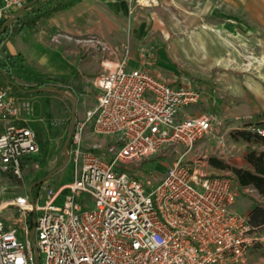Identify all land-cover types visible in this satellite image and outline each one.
Here are the masks:
<instances>
[{"label": "built area", "instance_id": "built-area-1", "mask_svg": "<svg viewBox=\"0 0 264 264\" xmlns=\"http://www.w3.org/2000/svg\"><path fill=\"white\" fill-rule=\"evenodd\" d=\"M29 1L0 0V32ZM134 1L145 6L159 2ZM60 37L58 32L52 39ZM84 39L100 52L101 69L93 79L96 102L74 122L65 151L73 177L56 188L45 186L35 196L0 194V264L243 261L253 237L248 215L233 209L242 185L234 174L203 169L205 155L186 156L213 129L210 115H181L200 100L201 91L131 67L126 42ZM30 115L28 101L0 80V173L20 177L39 153V133ZM256 131L264 136V126ZM90 133L105 142L88 141ZM181 146L185 152L155 183L132 167Z\"/></svg>", "mask_w": 264, "mask_h": 264}, {"label": "rangeland", "instance_id": "rangeland-1", "mask_svg": "<svg viewBox=\"0 0 264 264\" xmlns=\"http://www.w3.org/2000/svg\"><path fill=\"white\" fill-rule=\"evenodd\" d=\"M198 1L190 0L186 6H197L200 3ZM55 2L56 0H35L32 7L22 11L20 16L21 18L34 17L33 8L52 6ZM217 3L223 7L225 18L238 19L251 25L249 28L243 26L239 28L240 40L237 47H239L240 53L237 60L226 63V68H238L242 81L252 74L256 79L264 82V0H204V6H207L208 10L204 11V18L206 16L216 17V11L209 9H212ZM189 14L192 15L191 18L197 20L199 11L177 10L173 13L164 11L165 23L162 24L160 36L150 37V41L148 40L141 47L142 50L137 51L139 56L135 54V57L144 60L147 64L144 67L151 72L159 73L160 77L200 90V86L207 79L209 81L215 79L217 70L224 66L212 65L210 59H204V43L199 42L200 27L198 25H170L172 20L181 19ZM36 18V24L27 27L29 32L36 33L41 30L42 16ZM16 22L15 18L11 26L8 27L7 35L0 45V59L9 64L10 72L18 85L41 84V87L37 89L27 90L34 95L33 97L30 93H24L23 89L16 87L19 95L21 93L20 97L28 101L31 111L30 118H35L34 123L40 134V151L28 160L20 177L0 173V194L4 198H11L15 192L22 191L32 192L35 196L45 186L56 188L71 181L73 164L67 160L64 145L66 140L71 137L74 122L82 118L86 110L95 104L97 95L93 87V76L81 71L74 70L73 74L67 77L45 72L42 73V79L39 77L35 79L36 74L26 70L25 65L22 64L21 52H18L26 48V43L25 35L17 34L14 31ZM55 34L56 32H53L47 39L50 50L55 49V46L60 42V40L52 39ZM226 36L233 39L231 34L226 33ZM250 37H254V41ZM125 42L129 45L128 41ZM233 45L232 42L229 43L231 49ZM10 54L17 55L14 63L9 57ZM132 55L130 49V57H134ZM129 64L131 67H140V62L136 58H131ZM0 80L3 84L9 83L3 74ZM54 88L75 98L74 113H72L73 101ZM238 89V91L228 89L229 91L226 93L228 105L235 108V114L228 116L222 125H215L211 132L197 142L186 154V156L205 155L208 162L203 166V169L206 171L235 175L233 167H249L246 160L249 150L262 151V142L257 141L255 136L246 139L238 132L241 130L256 132L255 124H258V119L264 116L263 101L256 97L244 83ZM201 101L195 104L194 113L196 115L207 114ZM97 141L105 142L100 139ZM185 149L184 146H181L177 150H167L151 158L132 163V167L138 176L144 179L149 178L152 183H155L161 179L175 157L185 152ZM212 159L218 160L222 166L213 163ZM51 171L53 173L49 178L41 182L42 186L37 188L40 184L38 181ZM238 190L239 195L233 205L234 211L248 215L255 205L264 204V197L251 187L240 186ZM64 195L63 193L58 198L57 203L63 201ZM250 235L253 237L252 245L245 259L237 264H264V225L252 227ZM42 260L43 255L40 256V262Z\"/></svg>", "mask_w": 264, "mask_h": 264}, {"label": "crops", "instance_id": "crops-1", "mask_svg": "<svg viewBox=\"0 0 264 264\" xmlns=\"http://www.w3.org/2000/svg\"><path fill=\"white\" fill-rule=\"evenodd\" d=\"M62 1H69L70 4L50 16H42L40 31L35 33L29 32L27 29L25 33L21 34L25 35L26 48L18 52H21L22 64L25 65L26 70L36 74L35 79L38 77L42 79V73L45 72L67 77L72 75L74 70L93 76L94 79L101 69V54L84 39L88 36H96L112 44L128 41L132 56H134L130 57V60L131 58L138 59L140 67L145 68L144 66L147 64L141 58L135 57V54H138V50H142L141 47L145 42L150 41V37L160 36L162 24L165 23L164 11L173 13L177 10L184 12L197 10L199 11L197 20L191 18L192 15L189 14L181 19L172 20L170 25H198L200 27L199 42L204 43V59H210L212 65L225 67L217 70L215 79L211 81L207 79L200 86L201 98L197 103L202 100L201 103L206 113L213 119V127L222 125L228 116L235 114V108L228 105L226 93L229 90L238 91L239 86L243 83L256 97L262 99L264 108V82L256 79L252 74L242 81L238 68H226V63L237 60L240 53L239 47H237L240 40L239 28L242 26L249 28L251 25L238 19L225 18L224 9L219 6L220 3L214 7L211 5L212 9H209L216 11L215 18L207 16L204 18V11H208L207 6H204V0H199V5H191V7L186 6L190 0H159L158 4L154 6L141 5L134 0ZM24 6L26 7L22 11L28 8V3ZM53 32H59L61 37L55 49L50 50L47 39ZM226 33L231 34L233 39L226 36ZM250 38L253 41L255 39L254 37ZM231 42L234 44L232 49L229 47ZM153 73L159 75L155 71ZM22 92L34 96L27 90ZM195 104L184 107L181 115H196L194 113ZM258 120L255 127L264 126L261 125L264 123V116ZM34 121L35 118H30V124L38 131ZM87 139L88 141L106 140L105 137L93 133H90ZM261 150L264 151V143H262Z\"/></svg>", "mask_w": 264, "mask_h": 264}, {"label": "trees", "instance_id": "trees-1", "mask_svg": "<svg viewBox=\"0 0 264 264\" xmlns=\"http://www.w3.org/2000/svg\"><path fill=\"white\" fill-rule=\"evenodd\" d=\"M35 0H32L28 4V8L32 7V3ZM70 2H64L62 0H56L55 4L52 6H38L36 8H33L32 11L35 12L34 17H24L21 18V16L17 17V22L14 27V31L16 33L23 34L25 33L28 26H34L36 24V17L38 16H50L55 11L69 5ZM34 5V4H33ZM8 27L4 28L0 32V45L4 41L6 35H7ZM10 59L14 63L16 61L17 55L10 54ZM0 68L3 69V71L8 75L10 81L15 82L13 85H10L12 87H19L23 90H34L39 87L40 85H18L16 83L15 78L12 76L10 72L9 64H7L5 61L0 59ZM261 125H264V123H261ZM241 136H243L246 139H250L251 136H255L257 141H260L264 143V136L260 135L258 132H248L246 130H241L238 132ZM246 160L249 163L250 167H233V171L235 173V176L242 186H252L256 189V191L264 197V151H257L255 149L249 150L246 154ZM213 163L220 165L221 163L216 160H211ZM222 166V164H221ZM42 184H38L37 188L41 187ZM248 219L252 227L264 225V204H257L255 205L248 213Z\"/></svg>", "mask_w": 264, "mask_h": 264}, {"label": "water", "instance_id": "water-1", "mask_svg": "<svg viewBox=\"0 0 264 264\" xmlns=\"http://www.w3.org/2000/svg\"><path fill=\"white\" fill-rule=\"evenodd\" d=\"M26 6L23 7V9L25 8ZM19 12H16L15 13V16L18 15ZM0 73L3 74V76L6 78V81L9 82L11 85H13L15 82H11L8 75L3 71L2 68H0ZM57 92H60L62 93L64 96L68 97L69 99H71L73 101V110H72V113H74L75 109H76V103H75V98L74 97H70L69 95H67L66 93L62 92L61 90L57 89V88H54ZM68 139L66 140V143L64 145V150L66 151V148H67V144H68ZM67 157V155H66ZM68 159V158H67ZM53 173V171H51L49 174H47L42 180H39L38 183H41L43 181H45L47 178H49V176ZM34 233V230L32 231V234L33 235ZM35 255H36V258H38L39 256V251L37 249V247L35 246Z\"/></svg>", "mask_w": 264, "mask_h": 264}]
</instances>
